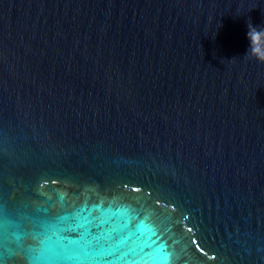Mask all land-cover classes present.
<instances>
[{"label": "water", "instance_id": "95a60500", "mask_svg": "<svg viewBox=\"0 0 264 264\" xmlns=\"http://www.w3.org/2000/svg\"><path fill=\"white\" fill-rule=\"evenodd\" d=\"M249 23L264 0H0V264H264Z\"/></svg>", "mask_w": 264, "mask_h": 264}, {"label": "snow or ice", "instance_id": "6c2138e0", "mask_svg": "<svg viewBox=\"0 0 264 264\" xmlns=\"http://www.w3.org/2000/svg\"><path fill=\"white\" fill-rule=\"evenodd\" d=\"M76 222L74 224L75 228L78 229H83L84 230V235L87 236L88 235V228L87 225L89 223V221L85 218H75ZM106 221L101 220V223H105ZM62 259L65 261H68L69 264H81V261H86V260H90L91 257L88 255L87 252L84 253L83 256L80 255H72V254H65L62 256ZM161 259L167 260L166 256H162Z\"/></svg>", "mask_w": 264, "mask_h": 264}, {"label": "clouds", "instance_id": "9594fccd", "mask_svg": "<svg viewBox=\"0 0 264 264\" xmlns=\"http://www.w3.org/2000/svg\"><path fill=\"white\" fill-rule=\"evenodd\" d=\"M248 39L250 36L253 35H264V28L261 29H257L256 27L252 26L251 23H249L248 25ZM250 41V46H249V50L246 53V55L253 57L257 60H260L261 62H264V53H261L260 55L256 54V49L254 48L251 39H249ZM233 59V58H232Z\"/></svg>", "mask_w": 264, "mask_h": 264}]
</instances>
